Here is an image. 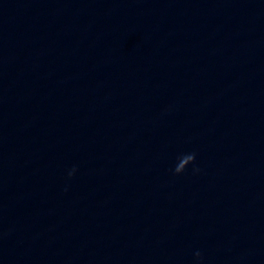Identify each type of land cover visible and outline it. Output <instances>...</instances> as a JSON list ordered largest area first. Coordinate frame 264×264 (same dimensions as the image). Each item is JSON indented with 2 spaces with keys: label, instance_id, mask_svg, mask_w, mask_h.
I'll list each match as a JSON object with an SVG mask.
<instances>
[{
  "label": "water",
  "instance_id": "95a60500",
  "mask_svg": "<svg viewBox=\"0 0 264 264\" xmlns=\"http://www.w3.org/2000/svg\"><path fill=\"white\" fill-rule=\"evenodd\" d=\"M196 251L264 264V0H0V264Z\"/></svg>",
  "mask_w": 264,
  "mask_h": 264
},
{
  "label": "clouds",
  "instance_id": "9594fccd",
  "mask_svg": "<svg viewBox=\"0 0 264 264\" xmlns=\"http://www.w3.org/2000/svg\"><path fill=\"white\" fill-rule=\"evenodd\" d=\"M189 165H192V173L196 174L200 172V168L196 164V153L195 152H185L177 155L174 167L170 169L173 175H179L185 172ZM76 168L73 166L70 170H68V177H72L75 173ZM195 258V264H202V253L200 251H196L193 253Z\"/></svg>",
  "mask_w": 264,
  "mask_h": 264
}]
</instances>
